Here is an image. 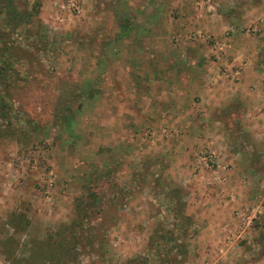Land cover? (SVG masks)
Here are the masks:
<instances>
[{
	"label": "rangeland",
	"instance_id": "1",
	"mask_svg": "<svg viewBox=\"0 0 264 264\" xmlns=\"http://www.w3.org/2000/svg\"><path fill=\"white\" fill-rule=\"evenodd\" d=\"M196 1L0 0L27 15L9 35L15 72L0 80V96L11 107L5 111L0 103V264H56L48 243L69 235L66 229L85 213L92 231L85 229L87 237L75 231L84 242L67 264H161L171 258L169 244L160 241L157 256L152 237L174 222L181 238H194L186 202L215 187L204 184L203 172L191 177L193 156L170 146L176 123L154 110L151 85H172L175 68L179 85H190L186 76L199 80L202 70L191 58L203 46L185 37L202 30L195 21L206 16L233 18L218 41L236 28L264 35V0H225V8L211 0L202 10ZM241 18L250 21L237 25ZM29 155L37 169L21 163ZM254 162L253 200L264 195V155ZM88 195L96 202L85 212L80 203ZM254 224L221 263L240 246L242 264H264V208Z\"/></svg>",
	"mask_w": 264,
	"mask_h": 264
},
{
	"label": "crops",
	"instance_id": "2",
	"mask_svg": "<svg viewBox=\"0 0 264 264\" xmlns=\"http://www.w3.org/2000/svg\"><path fill=\"white\" fill-rule=\"evenodd\" d=\"M224 3L225 0H219L223 8ZM231 20L233 22V18L228 20L220 12L217 17L206 16L195 21V25L202 32L210 29L213 39L218 41ZM242 20L238 19L237 25L250 21ZM230 36V39L219 40L222 45H228L224 53L216 51L214 57L208 55L207 42L191 40L203 46V50L196 53L191 50L192 63L202 70L199 80L194 75L186 76V83L190 85H179L175 68L172 85H151L152 99H158L157 103L151 101L154 110L176 123L170 132L176 141L170 146L176 154H183L184 158L187 154L193 156L188 165L194 168L198 165L199 153L210 149L218 152L229 167L224 185L206 191L205 197L201 195L199 201L192 204L194 199L187 197L191 199L186 206L190 209V228L195 230V236L187 242L186 258L181 264H205L216 259L224 226L230 223L233 210L256 203L258 199L253 200L250 185L254 183V160L264 155V35L247 36L236 28ZM208 44L213 47L212 42ZM245 182H249L247 187L243 186ZM242 252L239 246L229 260L221 264H242L239 259Z\"/></svg>",
	"mask_w": 264,
	"mask_h": 264
},
{
	"label": "trees",
	"instance_id": "3",
	"mask_svg": "<svg viewBox=\"0 0 264 264\" xmlns=\"http://www.w3.org/2000/svg\"><path fill=\"white\" fill-rule=\"evenodd\" d=\"M0 11H2L4 16H6V17L2 16L0 20V80H1V79H5L7 76H11L15 72L13 70V64L11 63V59L12 60L14 59L18 60V59L16 58L14 54V49H12V44L10 45L8 41L10 37L9 35L10 34L13 35V33L15 34L17 33V28L19 27V25L23 24V21L27 20V15L20 14L19 12H16L15 8H12L11 5L6 6L5 4L0 5ZM1 28H6V30L3 31V29ZM7 30L9 31V34ZM1 94L2 93H0V95ZM6 97H7V94H6ZM9 98H10V95H9ZM6 101H7V98H4V96L2 97L0 96V103L3 104L2 109H4L5 111H9L11 109L10 103L7 104ZM63 110L65 112L66 117L72 113V109H71V105L69 101L65 104V107ZM88 196L89 198H91V200L89 201L81 200L82 203H80L81 210L85 212H90L89 208L93 205V201L96 202L95 196L94 197L93 195H88ZM178 217L179 219H181L180 216ZM89 218H91V216L88 213H85V215H83L82 218L80 215V217L77 218L76 221L74 220L72 222V226L66 229V232L68 231L69 235L64 234V236L62 237L63 239L59 238L55 243H52V244L51 242L48 243L46 250L47 249L53 250V252L49 254L52 256L53 260H55L56 264H67L69 261L73 262L76 259V257L78 256V252L81 251L79 249L82 246L81 242L82 241L84 242L83 240L84 236L82 237L81 233H75V231H78V228H79L80 231L82 230L85 232V234H87L86 235L87 237L89 232L86 231L85 229L92 231L89 228L90 225L88 226L90 222ZM173 227L174 228L172 230H168L167 232L169 233H167V232H164L163 230L164 228L162 226V228H159V229L162 230L163 234L165 235L160 233L159 230H155L154 237H152L151 246L153 247V250L157 254V256H158V253L162 251L160 241H164V245L169 244L168 248L166 249V253L170 254L171 258H168L167 254H165L167 257L163 260L161 264H181L184 261L185 255L187 253L186 252V247H187L186 242L187 241L181 238V230H179V228H181L182 226L179 223L174 222ZM187 227L190 228V225ZM187 227H185L184 229L187 230L188 229ZM158 232L160 233V236L159 235L157 236ZM166 233L169 235V238ZM103 238L105 239V237ZM89 239L91 241L95 240V238L93 237ZM35 257L37 258L38 255L37 254L34 256L32 255L31 259L33 258L35 259ZM42 258H44V256H42ZM29 261H30V258H29ZM129 262L130 263L128 264H141V261L139 260H134V261H129ZM29 264H34V263H29Z\"/></svg>",
	"mask_w": 264,
	"mask_h": 264
},
{
	"label": "built area",
	"instance_id": "4",
	"mask_svg": "<svg viewBox=\"0 0 264 264\" xmlns=\"http://www.w3.org/2000/svg\"><path fill=\"white\" fill-rule=\"evenodd\" d=\"M195 5L196 8L200 10L206 7L209 9L211 0H197ZM71 6L74 11L76 10V13L80 12L78 3L77 5L72 3ZM208 34L202 31H192L188 33V36L185 38L193 41L201 39L202 42H212L215 53L216 51L222 52L225 45H222L219 41H215L213 37H211V34ZM180 37L181 36H177L176 39L179 40ZM149 136L151 140L149 142L155 144L156 134L151 133ZM197 160L198 165L193 168L190 174L191 177L201 175L203 172L207 174V177L203 178L206 186L218 187L224 185L229 167L227 164L225 165L223 163L222 157L218 152L206 149L199 153ZM21 163L25 164L30 169H37L38 166V162L33 159L31 155L22 159ZM262 208H264V195H260L256 203L246 205L242 208L237 207L232 214L230 223L224 226V234L215 253L216 259L208 261L206 264H220L223 262V259L226 258L235 245L243 241L247 237L248 232L253 229L254 223L258 220L262 212Z\"/></svg>",
	"mask_w": 264,
	"mask_h": 264
}]
</instances>
